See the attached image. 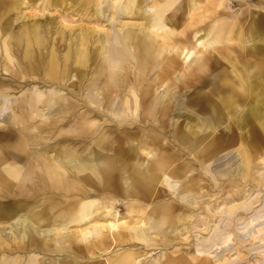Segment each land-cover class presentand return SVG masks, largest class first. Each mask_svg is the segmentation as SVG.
<instances>
[{"label":"bare ground","instance_id":"6f19581e","mask_svg":"<svg viewBox=\"0 0 264 264\" xmlns=\"http://www.w3.org/2000/svg\"><path fill=\"white\" fill-rule=\"evenodd\" d=\"M31 1L38 0H0V125L16 126L18 134L14 152L0 147V198H14L0 201V251L24 252L0 263L264 264V215L252 217L256 233L245 238L248 224L235 223L261 205V197L248 195L235 201L239 177L255 187L252 170L264 168L261 64L237 69L226 55L229 65L220 68L222 54H215L218 44L236 41L264 57V16L251 13L245 30L243 20L221 25L216 18L191 34L175 29L184 0H79L107 27L94 22L61 34L62 49L50 21L13 27L19 16L10 12ZM233 1L246 11L249 0ZM31 83L19 101L9 99ZM226 149L235 152L229 166L215 164ZM11 157L21 165L6 163ZM220 178L230 180L227 189ZM221 194L226 207L210 206ZM220 231L228 235L218 241ZM230 241L225 250L241 252L237 261L210 255ZM158 248L162 257L146 258Z\"/></svg>","mask_w":264,"mask_h":264},{"label":"rangeland","instance_id":"374dc122","mask_svg":"<svg viewBox=\"0 0 264 264\" xmlns=\"http://www.w3.org/2000/svg\"><path fill=\"white\" fill-rule=\"evenodd\" d=\"M77 1H79V0H60L59 3H54L52 0H49V1L48 0H44V1L38 0V1H34V2L31 1L26 5L25 4L21 5L17 12H10L9 18H12L15 16H19V18H21V19L18 18L17 20L16 19L12 20L13 27H14V24H15V27H18L19 23H21V22L23 23L24 21L30 22V21H33V19L37 20V21H44V20L50 21L49 25L52 27L51 37L56 36L55 42H57V43H54V44L56 45V44L62 43L61 45H57V46H61V48L63 49L62 46L64 45V42H62V40H61L62 35H64L66 37L67 34L70 33V30H78L81 26L86 27V28L91 27L94 22H97L92 18L93 11H92L91 6H84V5H83L84 7L80 6V5H78ZM48 2H50V4ZM45 3H46V5H45ZM76 4H77V6H76ZM240 4L241 3H236L233 0H232V3H230V5L225 0L222 1L221 4H219V5L213 4L209 0H193V2H191L190 0H184L182 2V4L180 6H178V9H175L176 20L179 22V25L177 27H175V29L176 30H182V31L185 30V31L191 32V34H193L194 30L199 29L201 26L207 25L208 27H211L212 24L214 23L215 19L220 18L219 23L221 25L227 21H233L234 20V21L240 22L243 20L244 23L241 24V26L239 28L245 30L246 26H247V22L251 16V13L254 12L255 17H256V14H260V15L264 16V8H262V6H261V5H264L262 1H260V0H249L248 6H246L247 7L246 11H241L239 9V7H241ZM79 7H81L82 9L81 8L79 9ZM90 8H91V10L89 11ZM80 10H82V11H80ZM40 13L42 14V16H40L41 15ZM89 13H91V14H89ZM42 18H44V19H42ZM127 19L135 20V18H130V17H128ZM16 22H18V23L16 24ZM97 23L99 24V26H102L101 29H103V27H107L106 22L103 20L101 22H97ZM102 23H103V25H102ZM89 25H91V26H89ZM63 30H64V32H63ZM191 40L194 41V36L191 37ZM58 42H60V43H58ZM218 46H219L220 50L218 52H215V54L216 55L222 54V57H223L222 60L220 61L221 62L220 68L225 67L226 65H229L227 60H225L226 55L229 56L230 62H233L237 65V69H240V67H242V64L244 62L253 60V61L261 64V75L264 78V57H261L260 55H250V54L245 53L244 50L238 45V43L236 41H233L230 43L229 42L228 43L222 42V43L218 44ZM227 46H232L233 49L229 50V49H227ZM2 71L3 70H1V73H2ZM9 81L10 80H6L5 82H9ZM211 81H212L211 78H209V79H207L206 83H209ZM9 83H11L12 87L15 86V84H16V82H9ZM32 85H33L32 83L26 84V85L22 84V86L20 88H17L10 93L11 98H9V99H13L14 97H16L17 100L16 99L15 100L19 101L22 93H26V92L31 91ZM41 89H46V88H45V86H42ZM18 97H19V100H18ZM15 100L13 99V101H15ZM35 122L36 121H33L34 125H37V123L39 121L37 120L36 124H35ZM39 123H38V126H41L42 124L41 123L39 124ZM60 127H65V126L62 125ZM110 127L113 128V129H111L112 131L115 129L113 131L114 133H118L119 131H121L120 125L116 126L115 123L110 124ZM46 128H48V127L43 128V131H42L43 134L46 133V131H47ZM0 133L6 134L5 138H0L1 152L7 153L8 151H13L12 148H10V147H12L13 144L18 139L16 126H11L10 124H1L0 125ZM243 136L245 139H249L250 133L248 132V133L244 134ZM54 140L55 139H53L51 142L53 143ZM233 152H234V150H229V149L224 150L223 152H221V154L217 155L218 159L214 163L218 164V165L221 164V166H223V167L229 166L230 163H228V160L235 153V152L234 153ZM263 157H264V154H263ZM11 158H13V157H11ZM11 158L7 159L8 161L6 160L7 161L6 163L21 165L22 159L18 160L17 158L16 159L15 158L11 159ZM212 168H213L212 173H215L216 168L213 166H212ZM251 174L253 177L252 184L256 183L255 187H253L252 185L249 186L247 184L242 185L243 183L241 184L242 181H241L240 177H239V181L237 182L238 184H235V188L241 189L239 196H237L235 198V201H237V203L241 202L244 199V198L242 199L243 195L244 196L248 195L249 196L248 200H253V201L256 200L257 198L260 199V197H261V203H260L261 205H258L259 201H257L256 203H254L252 205V208L247 213H243L244 215L240 213L239 215H237L235 217V223H236L237 227H241L246 223L248 224L247 226L244 225V229H243L244 231L242 233L243 238L247 237L251 233L252 234L256 233L253 231L254 229H255V231L257 229L256 226H254L256 221L251 220L252 217H254L255 215L256 216L259 215V213L264 215V209H262L263 211L261 210V208L264 206V197H263L264 196V186L260 185V184H262V182L261 183L258 182V179H257V178H259V179L261 178L260 180L264 181V168L255 167V168H253ZM218 182L220 185L219 187H223V189L224 188L227 189L230 186L229 185L230 180H228L227 178H220L218 180ZM218 182H217V184H218ZM239 183H240V185H239ZM261 187H262V190L260 189ZM215 192L217 194H219V191H215ZM44 194L47 195L48 192L45 191ZM225 196H226L225 194H221V196L219 198L212 199L210 201L209 205L212 207L215 206L214 208L223 210V206H224V208L226 207V205H223V203L225 201L224 200ZM252 198H255V199H252ZM11 199L14 200L13 197H7V198H3V199L0 198V201L5 203ZM215 203H217V204H215ZM120 213H124V209L122 207L120 209ZM203 217H205L204 213H203ZM227 220H228V218L225 219L224 223H228V221H230V220H228V221ZM214 223L216 225L218 224L217 227L219 225H220L219 227H221L223 225L222 221H215ZM212 224H213V222H212ZM3 227L5 228V230H8L6 225H3ZM257 227H260V226H257ZM206 232L203 231L202 235L205 237L211 235V233L206 234ZM215 233H218L217 234L218 238L216 237V239L218 241L222 240L224 236L228 235L227 231H226V233L221 232V231L215 232ZM219 235H222V236H219ZM231 238H234V236L232 234H230V240H232ZM189 239H191V242L195 246L196 245V236L191 235ZM224 239H225V237H224ZM233 244H234V241L233 242L230 241L229 246L228 245L226 246L224 244V245L217 246L216 249H215V247H213L210 250V252H211L210 255H213L214 253H220L222 255V253H223V255L225 254V256H224L225 261L226 260L227 261H230V260L237 261L241 256V252L238 254L235 251V249H232L229 252H227V250H225L226 248H228L230 246L233 247L234 246ZM255 245H257V244H255ZM258 245H260V243H258ZM258 249H263V248L259 247ZM164 251H165L164 249L158 248V249L150 250V251H148V253L146 252L147 254L145 253V255L148 256V257H146L147 259H157L159 257H162V253ZM23 253H24L23 251L22 252H15L13 250L12 251H2L1 250L0 251V258H2L4 256L11 257V255L14 256V254L15 255H23ZM238 264H259V262L256 260V258H255V260H254V258H252V259L250 258L245 262L239 260Z\"/></svg>","mask_w":264,"mask_h":264}]
</instances>
